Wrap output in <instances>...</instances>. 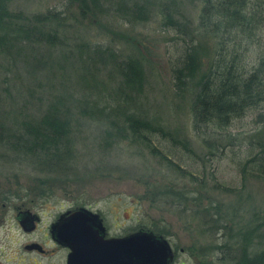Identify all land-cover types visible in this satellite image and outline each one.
Listing matches in <instances>:
<instances>
[{
  "label": "trees",
  "instance_id": "obj_1",
  "mask_svg": "<svg viewBox=\"0 0 264 264\" xmlns=\"http://www.w3.org/2000/svg\"><path fill=\"white\" fill-rule=\"evenodd\" d=\"M11 1L0 0V69L15 79L24 76L28 86L3 88L0 149L7 157L28 160L41 172L68 175L78 148H87L91 138L98 154L121 143L142 146L178 175L196 180L172 159L178 154L196 158L189 142L143 110L147 75L141 61L117 53L112 43L67 37L86 29L88 16H104V8L133 25L156 16L173 33L172 86L187 98L191 127L209 148L216 145L214 136L234 145L238 138L228 130L249 113L264 121V0H70L79 6L80 18L73 20L67 17L69 5L27 13L11 9ZM190 2L198 3L195 17L183 12ZM45 69L54 73L49 98L35 102L32 80ZM34 108L40 112L33 113ZM157 137L160 146L165 144L162 150L153 143ZM254 137L257 141L246 137L247 153L238 165L242 173L264 179V130ZM184 193L166 186L156 197L177 205L185 203ZM204 213L215 229L225 227L217 211L214 218L207 209ZM231 237H236L232 247L216 245L222 256L217 264H264V218ZM233 246L237 253L226 255L225 248Z\"/></svg>",
  "mask_w": 264,
  "mask_h": 264
},
{
  "label": "rangeland",
  "instance_id": "obj_2",
  "mask_svg": "<svg viewBox=\"0 0 264 264\" xmlns=\"http://www.w3.org/2000/svg\"><path fill=\"white\" fill-rule=\"evenodd\" d=\"M69 1L12 0L10 8L36 13L69 5L68 19L80 18L78 3ZM197 10V2L184 4L183 12L189 17H195ZM103 11L106 13L101 18L88 16L84 22L86 29L67 32V37L72 41L84 39L112 43L117 53L131 54L141 61L147 75L143 110L189 142L197 157L191 160L178 154L172 159L187 173L191 172L196 180L192 181L188 175H178L144 147L127 143L98 154L92 149L90 138L87 148H78V158L68 175L41 172L32 162L14 159L11 155L7 157L0 149V221L4 222L0 228V262H29L21 247L27 241L26 237L18 235L19 229L15 225L18 208H28L43 215L50 207L91 205L103 211L112 210L114 213L109 216L113 214L115 217L109 220H124L126 225L143 226L155 233H158L156 230L162 231L158 234L169 239L176 253L178 260L174 264H217L216 245L225 242L232 247L236 237L231 236L238 229L245 230L256 220L264 218V179L249 171L242 173L238 165L247 153L246 137L257 141L254 134L264 130V121L256 122L255 113H249L228 130L238 138L234 145L227 146L224 136H214L218 146L209 148L191 127L187 98L176 95L172 86L170 58L173 47L170 38L173 33L162 27L156 16L133 25L122 22L111 8ZM51 70L35 74L32 80L35 102H45L49 98V83L54 80ZM23 78L22 75L12 78L11 73L0 69V100H4V105L5 84L28 86ZM56 78L55 82H58ZM32 111L35 114L40 112L35 108ZM157 140L158 137L153 143L162 150L165 144L160 146ZM166 186L185 192V203L173 205L156 197L158 190ZM206 209L209 218L218 216L217 211L225 227L215 229L207 220ZM236 250L233 246V249L225 248L224 251L230 255L237 253Z\"/></svg>",
  "mask_w": 264,
  "mask_h": 264
},
{
  "label": "flooded vegetation",
  "instance_id": "obj_3",
  "mask_svg": "<svg viewBox=\"0 0 264 264\" xmlns=\"http://www.w3.org/2000/svg\"><path fill=\"white\" fill-rule=\"evenodd\" d=\"M82 208L87 209L93 214H97L100 222H82L86 227L89 225L91 226V228L83 231H77L71 228L69 229L67 227H61V229L57 227V224L61 219L71 217L73 213L79 211ZM15 213V225L19 229L18 235H20V237H26L27 240L21 245V247L23 249L22 254H25V256H27L29 259L28 264H91L90 262L88 263L84 260L87 258H95L93 253H87L89 250L90 252H93V250H97V247L95 245L86 246L81 244H72L71 246L68 243L60 241L58 238L60 234L71 235V233L76 234L80 232L89 235V237L97 236L99 235L100 230L98 226L93 227L94 224L99 223V225H101L103 229L102 234L104 239L123 238L135 233L138 230H148L143 226H138L136 228L133 224L126 225L124 220H109L110 217H115L113 214H111L112 216H109L110 213H114L112 210L103 211L95 209L91 205H66L60 206L58 209H52V207H50L45 210L43 215L28 208H18ZM21 213H29L28 217H30L32 221H23L22 223L21 219H24L25 217ZM2 223L4 222L0 221V228L2 227ZM7 223L8 222H6V224ZM167 240L172 249V257L169 260L168 264H174L178 259L171 242L169 241V239ZM74 250H80V253H78L77 257H74L73 262L70 263V258L71 256H73ZM0 251L2 252V248L0 249ZM22 254L20 256H22ZM221 257L222 256L218 255L216 259H219ZM185 263L186 262H182L181 264ZM0 264H2V262H0ZM116 264L125 263L117 262Z\"/></svg>",
  "mask_w": 264,
  "mask_h": 264
},
{
  "label": "water",
  "instance_id": "obj_4",
  "mask_svg": "<svg viewBox=\"0 0 264 264\" xmlns=\"http://www.w3.org/2000/svg\"><path fill=\"white\" fill-rule=\"evenodd\" d=\"M24 215V219H21L22 223L31 222L32 219L28 217L29 213H21ZM99 221L98 215L93 214L87 209H80L73 213L69 218H63L57 224V227L71 228L77 231H83L91 228V226H85L82 222ZM100 222V221H99ZM98 226L100 233L97 236H90L80 232L71 235L60 234L59 240L65 243L81 244V245H95L97 250H90L87 253H93L95 258H87L84 261L91 264H116L122 262L125 264H168L172 257V249L168 240L151 230H138L135 233L123 238L104 239L102 234L101 225L94 224L93 227ZM80 250H74L73 256L70 258V263L73 262V258L77 257ZM85 253V252H84Z\"/></svg>",
  "mask_w": 264,
  "mask_h": 264
}]
</instances>
